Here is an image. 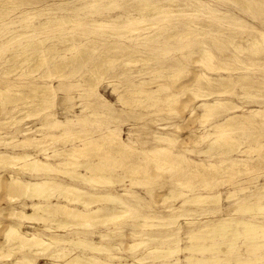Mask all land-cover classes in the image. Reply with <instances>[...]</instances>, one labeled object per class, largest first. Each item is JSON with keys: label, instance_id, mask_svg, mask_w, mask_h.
Instances as JSON below:
<instances>
[{"label": "bare ground", "instance_id": "1", "mask_svg": "<svg viewBox=\"0 0 264 264\" xmlns=\"http://www.w3.org/2000/svg\"><path fill=\"white\" fill-rule=\"evenodd\" d=\"M235 1L264 9L263 0ZM104 2L63 0L54 4L60 14L41 18L34 10L13 13L20 0H0V116L8 113L1 121L12 126L0 130V264H264V182L253 181L264 176V29L251 25L247 36L229 39L234 50L225 58L239 61L242 74L213 76L200 65L215 67L212 45L243 26L241 12L210 0H113L120 9L111 13ZM177 54L190 56L197 69L173 89L185 71L174 64ZM117 57L126 58L120 67L143 66L129 84L135 96L145 94L120 95L122 105L178 103L188 91L193 98L182 108L201 125L180 135L174 123L159 124L153 145L138 146L101 120L114 110L87 112L93 95L102 99L93 89ZM70 76L75 80L62 82ZM55 77L81 87L75 98L89 103L65 120L39 107L58 96ZM225 81L242 92L218 89ZM229 92L253 100L238 104L223 97ZM43 112L48 121H27ZM197 130L205 144L194 150L188 141ZM157 197L173 203L153 210L147 203ZM202 212L221 215L199 222ZM181 251L188 253L176 257Z\"/></svg>", "mask_w": 264, "mask_h": 264}, {"label": "rangeland", "instance_id": "2", "mask_svg": "<svg viewBox=\"0 0 264 264\" xmlns=\"http://www.w3.org/2000/svg\"><path fill=\"white\" fill-rule=\"evenodd\" d=\"M62 1L63 0H20V3L21 4L18 5L15 10H13V13L14 12L21 11V10H34V11H37L39 15H41V18H45V16H46V15H44L45 13L54 12V13L60 14L61 11H60V9L57 8L58 5H54V4L59 3V2H62ZM112 1L113 0H105V2H104L105 5H106V7L108 8L107 10L110 11L111 13L116 12V11H118L120 9V7L118 5H114L112 3ZM210 1L213 4H219L218 6H220L223 9H229V10H232V11H235V12H241L242 13L241 14L242 15V20L239 23V25L240 26L243 25V26L242 27H236L237 29L234 28L235 30L234 29L227 30V33H228V36L227 37H229V38L224 37V39H225V40L223 39L224 41L222 40V41L216 42V43H214L212 45V47L215 50V52H214V56L215 57H214V60H213V64H215V67H213V68H211V70H209V68H205L204 66L202 67L200 65V69L201 70L208 71V73L210 75H213V76L222 75V74L223 75H235L236 76L238 74H242L243 69H242V66L239 63V61H235L233 57H229L228 58L229 61L225 58V56H227V54L228 55H231L232 51L234 50V46H233L232 43H230L229 39L233 35H234L233 37L235 39H237V40L240 38L241 35L243 37L247 36V34H249L253 30V28H252L251 25L256 26V27H259L261 29H264V9L261 8V6H259V4H257V3H255L253 5V6H255L254 11H251V10H247L244 7H242V5L239 4L235 0H210ZM7 8L8 7H3V10H5ZM92 36H94V35H92ZM218 52H219V54H218ZM251 53H252L251 50L248 51L244 55V58H247ZM103 57H107V56L104 55ZM179 57L180 58L178 59V61L177 60H173L174 61V64H176L179 68H181V70H185V71H183V73L179 75V80L174 85L173 89H175L176 86H178L179 84H181L183 82H186V81H189V79L192 77L191 71L197 69V67H195V65H193V63H192V60L193 59H191V61H190V58H191L190 56H185V57L179 56ZM124 59L126 60V58H124V57H117L116 59H114L113 64L110 67H107L108 69H107V72H106V77H104L100 81V83L97 84L95 86V88L93 89V92H96V93H98L99 95L102 96V99L97 98L96 95H93L94 98L91 97V99L97 100V101H93L94 102L93 103L94 106H92V105L90 106L89 103L88 104L85 103V100H81L79 98H75L76 94H78L79 88H81V87L70 86V85L69 86L59 85L62 82L67 81V79H69V80H75L76 77L70 76V77L66 78L65 80H63L62 82L61 81H57V77H55V83L54 84L56 85V90H57L58 96L55 98V100L52 103L46 101L43 104L40 103L39 104L40 105L39 107L40 108L49 107V109H48L49 113L57 114L60 117L61 120H65L66 119V116H73L76 111H80L82 109V107H85L87 105H89V108H88L87 112H89L90 110H93V109H103V110H109L110 109L112 111L114 110V112H113L114 115L111 118L110 117H102L101 120L102 121H105L106 124L109 123L111 125H116V126L120 127L121 135H123L122 137L128 138V133H130L132 135L133 140H135L137 142L136 145H138V146H140L142 143H146V142H147V144H146L147 146H152L153 145L154 142H153V136L151 135V131L155 130L159 124H163V123H166V124L167 123H169V124L170 123H174L175 125L178 126L177 127V133L180 134V135H183V134L184 135L185 134L187 135L186 132L189 130L190 127L191 128L194 127L196 129V128H198L201 125L202 122L200 121L201 120L200 118L194 117V116L190 117V115H189V108H187V110H185V111L182 108L184 102H186V101L190 100L191 98H193V94H191L188 91L183 94V95H185V97H183V95H181L180 97H178V100H179V101L177 100L178 103H176V102H174V103H165V102L161 103V102H159L158 105H157L156 101L155 102L154 101H149L148 102V101H144L143 100V101H138V102L134 101V103H133L134 105L133 106H124V105H122L123 103H121V101L119 100V97L118 96L121 95L122 98L125 99L126 97H130L132 93H135L136 92V89L137 88L136 87H133V86H130V84H129L130 81L129 80H132L133 79V78H130L132 75L137 74L136 73L137 71H135V70H139V68L143 67L141 63H132L131 65H129L130 67L132 66L131 68L129 66H126V67L121 66L120 67V62H122ZM215 60H216V62H215ZM185 63H186V65L183 66ZM178 64L181 65V66H179ZM218 66L220 68H218ZM212 69H214V70L212 71ZM40 70H44V68L41 67ZM83 70H81V72ZM215 70H216V72H215ZM220 70H222V71H220ZM124 71H126V72H124ZM226 71H228V72H226ZM247 73L252 74V71H248ZM114 74H115V77H114ZM244 74H246V72ZM152 75H153V73L150 74V76H149V73L147 74L148 77H151ZM4 79H7V78H4ZM113 82H115V83H113ZM171 82H172V79L169 80V83H171ZM117 83H119V84H117ZM231 83H232V81H225L221 85L218 86V89H221V88L227 89L228 88L230 90V92H233V91L242 92L241 89H240L241 87L239 86V84L234 88L233 83L232 84ZM2 86H3V84L0 83V87H2ZM232 88H233V90H232ZM97 90L98 91L100 90V91L98 92ZM230 92L229 93H226V94H223V97H225L227 99H233L238 104H246L247 105V104L251 103L252 100H253L250 97H248V98H246V97L245 98H242V97H239L237 95L235 96V95H233ZM144 94L145 93H142V92L140 93L139 92L138 95H139V97H141V95L143 96ZM230 94H232V95H230ZM132 96L135 97V100L138 97L137 95L135 96V94H132ZM242 100H244V101H242ZM3 102L6 103L3 100V98L0 97V109L3 107ZM104 102H107L108 104H107V106H104L103 107L101 105ZM138 103H139V105H138ZM147 103L148 104L155 103V106L151 107V109L150 108L147 109L144 106V104L148 105ZM163 104H165L166 106L163 105ZM109 105H110V107H109ZM8 106L11 107L12 105H8ZM20 107H23V106H20ZM95 107H97V108H95ZM155 107L158 108V109H156ZM160 107L163 109L162 111H159V108ZM173 107H175V108H173ZM25 108H26V110H28V109L31 108V106L30 107H25ZM143 109H145V110H143ZM171 109L178 110L179 111V115H175V114L172 115L170 113ZM124 110H126V111H124ZM155 110H158V112H156ZM135 112H136V114H135ZM4 116H6L8 119L11 118L8 113L4 114L3 116H0V130H2V131H6V130H9V129L11 130L12 126L10 125V122H9L8 119H4V120L1 121V119ZM114 117L117 119V121H116V119ZM27 121H29L31 123L38 122V121H48V118H47L46 112H43L40 115L38 114V115H34L32 117H29V119ZM25 122L26 121H24V123ZM97 125H98L97 123H93L92 126H90L91 130L97 129L98 128ZM197 131L198 132L196 134H193L194 136L192 135V138H190L189 141H188V147L191 148V149H194V150L203 147L204 144H205L204 140L202 141L203 138L201 136H199V135H201V134H199L200 131L199 130H197ZM197 134H199L198 137L196 136ZM18 138H23V137H18ZM9 139H11V137L10 138H7V140H9ZM196 140H197V142H199V144H196ZM165 144H167V143H165ZM194 144H195V146H194ZM18 149L19 150H25V149L26 150L27 149L28 150H31L32 148L24 147L23 146V147H19ZM190 154L193 155V156L195 155L193 152H191ZM118 165L119 164L117 163L114 166L117 167ZM9 168H10V166H8V167L5 166V168H3V169L4 170H8ZM263 171H264V169H263ZM253 181L254 182H256V181L257 182H264V176H262V173H261L259 179L258 180H253ZM151 182H149V183H151ZM116 183H119V182H116ZM126 183L129 184V187H131V188H136V189L142 188L141 186L135 185L134 182H133V186L130 185V184H132L130 181H128ZM156 184H158V182H156V180H155L154 182H152V184H150V187L149 188L156 187L157 186ZM226 187H227V185L224 186L223 188H226ZM2 190H4V189H1L0 190V196H1V194H4V192H2ZM140 190H143V189H140ZM225 195L226 194H224V196ZM171 199L164 200L162 197H157V199H156V200H158L157 202H150V203H147V204L151 205L153 210H161V209L162 210H165V206L166 205H169V204H172L173 203V201H171ZM159 203H161V204H159ZM175 204H177V202ZM163 205H164V207H162ZM178 213H181V211H179ZM220 215H221L220 212H217V214L216 213H209V212L207 214L206 213L203 214V212H202V215L200 214L198 217L197 216H191L190 219H192L193 217H197V221H199V222H202L204 220L205 221L206 220H209L210 221L212 219H217ZM180 221L181 222H183V221L186 222V217H182V219L180 218ZM181 234H182V232H181ZM186 241L187 240L184 239L181 242V245L182 246H186V244H187ZM119 251H120V253H119ZM119 251H118V249L117 250L116 249L114 250V252H116V253L118 252L119 255H123V256L131 255L130 250L128 251V249H126V250L121 249ZM144 251H145V249L138 250L137 253L138 254H141ZM185 253L187 254L188 252L187 251H181L180 253L177 254L176 257H182L183 258L186 255ZM39 264H48V263L45 260H41ZM51 264H53V262Z\"/></svg>", "mask_w": 264, "mask_h": 264}]
</instances>
